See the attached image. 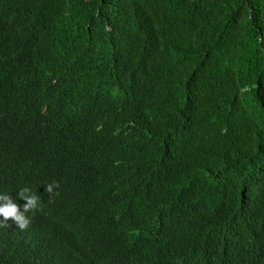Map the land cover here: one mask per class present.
Wrapping results in <instances>:
<instances>
[{"label":"trees","instance_id":"obj_1","mask_svg":"<svg viewBox=\"0 0 264 264\" xmlns=\"http://www.w3.org/2000/svg\"><path fill=\"white\" fill-rule=\"evenodd\" d=\"M0 127V264H264V0H0Z\"/></svg>","mask_w":264,"mask_h":264},{"label":"clouds","instance_id":"obj_2","mask_svg":"<svg viewBox=\"0 0 264 264\" xmlns=\"http://www.w3.org/2000/svg\"><path fill=\"white\" fill-rule=\"evenodd\" d=\"M0 131L2 132L0 141H4L6 134L1 127ZM51 145L54 148L56 147L53 142H51ZM14 146L9 145L1 148L0 155L4 157L3 162L10 169L21 170L25 165L24 154L22 150ZM65 185L61 187L58 182L53 181L47 184L45 191H35L28 186L23 187L17 192L18 201L13 196L0 192V217H3V219H0V227L7 226L8 218H12L19 229L30 230V224L33 225L35 217L39 213L42 215L43 221L50 216L58 217L59 200L64 192ZM143 248L137 249L135 245H132L129 252L133 254L135 259Z\"/></svg>","mask_w":264,"mask_h":264}]
</instances>
